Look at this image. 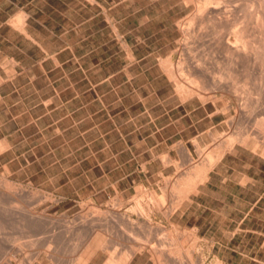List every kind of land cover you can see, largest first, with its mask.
Listing matches in <instances>:
<instances>
[{
  "label": "rangeland",
  "instance_id": "374dc122",
  "mask_svg": "<svg viewBox=\"0 0 264 264\" xmlns=\"http://www.w3.org/2000/svg\"><path fill=\"white\" fill-rule=\"evenodd\" d=\"M0 5L5 80L0 183L14 184L8 192L2 187V199L4 207L9 196L27 204L17 198L16 209H26L23 217L11 204L7 215L0 214V264L31 258L63 264L83 254L92 238L95 246L84 264L116 261L137 244H169L167 250L174 238L185 264H264V160L258 155L245 149L228 154L195 194L177 198L200 171L206 152L235 132L244 135L230 121L239 113L242 94L205 105L181 101L161 68L163 60L175 66L207 52L204 41L179 50L184 40L179 22L190 5L180 0ZM20 13L26 15L25 34L7 23ZM255 119L248 120V130ZM43 210L57 219L42 224L26 219L28 212ZM85 215L106 220L91 232L71 228V219ZM146 250L129 264H157Z\"/></svg>",
  "mask_w": 264,
  "mask_h": 264
},
{
  "label": "bare ground",
  "instance_id": "6f19581e",
  "mask_svg": "<svg viewBox=\"0 0 264 264\" xmlns=\"http://www.w3.org/2000/svg\"><path fill=\"white\" fill-rule=\"evenodd\" d=\"M180 1L184 4L190 5L192 11L179 22L182 38L184 37V40H180L181 46L179 47V50L183 48L191 50L194 46H197L196 42L204 41L203 45L206 43L204 49H206L207 52L200 56L193 54L188 58L182 59V61L180 60V62L178 60L176 64H179V66H176V64L173 66V64H169L163 60L161 68L174 85L176 93L181 101L196 99L201 104L205 105L209 101L214 102L224 96L230 97L231 95L242 94V104L238 109L239 113L235 111V114L231 117L230 121H232L231 126L233 128L237 130L239 127H242L244 132V135H240L236 132L235 134L233 132L234 134L228 136L225 140L219 143L218 148L215 150L205 153L204 150L197 148V152L202 154L205 153L204 158L202 157V160L198 163L200 165V171L193 174L191 178H187L190 180L188 183L189 185L187 186L188 189L185 191H178L177 198L182 199L187 192L189 193L191 191V193L194 192L195 194L197 192V186L207 181L210 171L221 163L228 154H235L239 150L245 149L249 150L252 154L258 155L261 160H264V0ZM26 21V15L20 13L17 16L10 18L7 23L11 29H16L25 34ZM187 39H191V45L187 44ZM10 73H12V69ZM4 82L5 80L0 75V88ZM227 108L228 106H225L221 111L224 112ZM251 116H254V119L255 116H258L259 119H261V122L257 121L258 124H256V120L258 119H255V124L258 125V128H256L257 126L255 127L256 131H254L256 132V137L253 138V140L249 138V135L251 137L253 129H255L253 128L255 124L253 126L250 125L253 129L250 127L251 129L248 130L247 128V122L251 119ZM253 118L251 120H253ZM257 132H259V134L261 133L260 136H257ZM186 156V160L189 161V153ZM163 160L165 163L164 158ZM167 161H169V159ZM5 181L6 180L3 182ZM2 183H0V214L3 212L4 215L2 216H5L7 214L4 213V210L10 206L9 204H11L10 208L12 207L13 210H17L16 204L19 203L17 198L19 199L21 196H19V193H16L19 197H12L11 199H9L11 196L7 197V207L6 205L4 207L6 202L5 199L4 201L2 199L5 194L2 191V187L6 190L10 189V187L13 189L14 184L9 186L10 184L8 185V183H4V185ZM19 189L21 190V188ZM8 191L11 190H7V192ZM16 194L15 196H17ZM32 197L33 196H31V198ZM20 200H22V197ZM24 202L25 201H23V203ZM25 204L26 203H24V205ZM12 208L10 210H12ZM17 208L19 209V207ZM9 209L7 211H9ZM22 209L20 211L21 216L26 210L23 207ZM29 209L31 210V207ZM168 209L169 208L165 209L164 212L169 216L172 212ZM44 210L43 212L41 211V213L39 211L38 214L32 213V211L31 213L27 211L28 213L26 212L27 215H25L27 218L25 216L24 218L28 219L29 217L31 222L35 224H42L45 221H49V219H52L53 222L57 219L50 215L48 216V213H44ZM17 211L19 212V210ZM11 212L14 213V211ZM11 215L12 214H10V216ZM88 216L89 215L86 217L85 215L80 218L78 216L74 223H72L71 219V228L91 232L97 224H101V222H105L106 220L101 221V218L99 219V217L95 220L94 216L93 218H88ZM27 221L30 222L29 220ZM2 223L3 222L0 221V228L2 227ZM130 223L132 224V222ZM139 230L141 229L139 228ZM148 232L151 233V230H148ZM149 233L147 236H149ZM174 239L178 241L177 238ZM174 239L171 241L168 240V242H171V246L167 250H164L163 248L166 245L169 246V244H165L163 248L155 247L154 245L146 246L145 244H137L136 247L131 246L129 247L130 249L128 248L129 251L127 250L123 253L116 261L115 259L113 260L112 257H109L106 264H129L137 253H142L145 249L148 250L150 258L157 264H182V262L185 264L184 261H180L183 260L180 259L181 250ZM105 244H102L103 248H105ZM192 244L194 246V243ZM94 246V238H92L89 244L85 247L86 251H84L83 254L80 253L76 256H73V254L63 264H84L91 258ZM36 260L37 258L28 259L25 261V264H38L37 262L39 261L36 262ZM6 262V264H10L7 260Z\"/></svg>",
  "mask_w": 264,
  "mask_h": 264
},
{
  "label": "crops",
  "instance_id": "0c3cea01",
  "mask_svg": "<svg viewBox=\"0 0 264 264\" xmlns=\"http://www.w3.org/2000/svg\"><path fill=\"white\" fill-rule=\"evenodd\" d=\"M0 2H2V0H0ZM0 10H2V5H0ZM27 24V23H26Z\"/></svg>",
  "mask_w": 264,
  "mask_h": 264
}]
</instances>
